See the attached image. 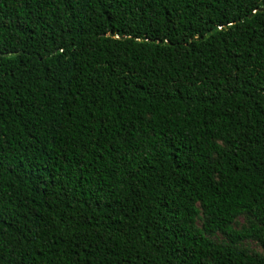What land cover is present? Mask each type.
Segmentation results:
<instances>
[{
    "label": "trees",
    "instance_id": "trees-1",
    "mask_svg": "<svg viewBox=\"0 0 264 264\" xmlns=\"http://www.w3.org/2000/svg\"><path fill=\"white\" fill-rule=\"evenodd\" d=\"M0 264H264V0H0Z\"/></svg>",
    "mask_w": 264,
    "mask_h": 264
},
{
    "label": "rangeland",
    "instance_id": "rangeland-1",
    "mask_svg": "<svg viewBox=\"0 0 264 264\" xmlns=\"http://www.w3.org/2000/svg\"><path fill=\"white\" fill-rule=\"evenodd\" d=\"M244 220L245 218L243 216L238 217L236 220V226H240L242 223H244ZM218 237L221 238V235H218ZM244 244L256 251H261V247L253 240H247Z\"/></svg>",
    "mask_w": 264,
    "mask_h": 264
},
{
    "label": "water",
    "instance_id": "water-1",
    "mask_svg": "<svg viewBox=\"0 0 264 264\" xmlns=\"http://www.w3.org/2000/svg\"><path fill=\"white\" fill-rule=\"evenodd\" d=\"M218 27H215L213 29H211L210 31L207 32V35L210 34L211 32H213L215 29H217Z\"/></svg>",
    "mask_w": 264,
    "mask_h": 264
}]
</instances>
